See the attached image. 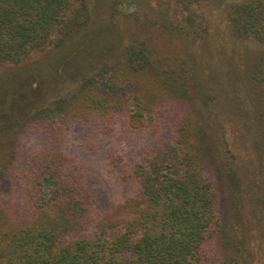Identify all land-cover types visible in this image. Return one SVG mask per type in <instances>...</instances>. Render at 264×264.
I'll list each match as a JSON object with an SVG mask.
<instances>
[{
    "label": "trees",
    "instance_id": "obj_1",
    "mask_svg": "<svg viewBox=\"0 0 264 264\" xmlns=\"http://www.w3.org/2000/svg\"><path fill=\"white\" fill-rule=\"evenodd\" d=\"M207 6L228 29H210ZM120 13L131 29H112ZM158 35L185 46L160 52ZM53 45L91 65L51 103L0 104V264H251L246 221L264 238V0H0V67ZM75 124L92 153L118 129L151 137L133 160L108 156L136 190L108 210Z\"/></svg>",
    "mask_w": 264,
    "mask_h": 264
},
{
    "label": "rangeland",
    "instance_id": "obj_2",
    "mask_svg": "<svg viewBox=\"0 0 264 264\" xmlns=\"http://www.w3.org/2000/svg\"><path fill=\"white\" fill-rule=\"evenodd\" d=\"M129 7V6H127ZM126 6L122 9L130 12H141L142 9L135 7L133 10ZM216 9L211 6L206 7V11L211 19V28L228 29V24L224 20V14L220 11H210ZM112 29H131L130 22L124 15H117L112 18ZM156 36V34H155ZM159 40V41H158ZM219 49L224 50L227 42L222 40L216 34L210 35L209 39ZM160 52H173L181 50L185 45L176 39L158 35ZM250 50L255 54L260 45L249 41ZM209 46L210 42L207 41ZM196 46V45H195ZM195 46L192 48L195 49ZM232 46L230 45V48ZM203 46L197 45L194 50L198 59L206 63L213 55L204 53ZM212 49V47H209ZM191 49V48H190ZM189 49V50H190ZM216 54L218 52L216 51ZM205 55V57H203ZM91 63L82 56L80 50L64 49L53 45L44 51L34 53L25 63L18 65H6L0 67V104L8 103L10 108H23L30 104L35 107L44 106L53 102L58 96L69 95L75 90L76 85L82 81V70L90 67ZM2 114L0 113V118ZM164 124V123H163ZM165 130L164 128H162ZM89 128L81 129V126L75 124L71 131V145L75 154L85 161L92 175L93 192L97 201L103 210H108L111 202H119L129 194L136 192L132 183L122 182L111 171L108 165V156L111 153H117L123 157L124 161L133 160L137 157L142 146L151 144V137L147 131L137 132L118 129L114 135H101L98 138L99 148L90 152V147L95 143L92 138H87ZM92 133V132H90ZM86 138L88 140H86ZM98 147V146H97ZM250 218L248 215L247 218ZM251 229V264H264V238L261 237L255 221L251 218L246 221Z\"/></svg>",
    "mask_w": 264,
    "mask_h": 264
}]
</instances>
